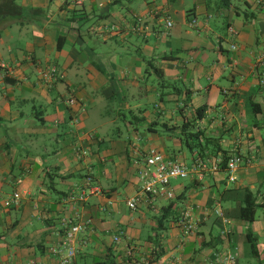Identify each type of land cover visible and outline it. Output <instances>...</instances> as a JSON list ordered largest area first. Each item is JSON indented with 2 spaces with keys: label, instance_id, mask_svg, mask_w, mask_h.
Returning a JSON list of instances; mask_svg holds the SVG:
<instances>
[{
  "label": "crops",
  "instance_id": "crops-1",
  "mask_svg": "<svg viewBox=\"0 0 264 264\" xmlns=\"http://www.w3.org/2000/svg\"><path fill=\"white\" fill-rule=\"evenodd\" d=\"M154 66L167 92L142 87L159 78ZM53 68L64 78L51 85ZM263 70L260 0H0V264H60L70 222L85 226L73 264H264ZM122 88L143 130L106 143L85 122L95 93ZM188 121L209 139L194 150L181 140ZM151 148L191 170L197 150L244 163L234 182L225 168L192 171L172 181L173 200L143 196L132 210ZM247 191L262 210L252 223L241 219ZM82 192L85 202L68 200Z\"/></svg>",
  "mask_w": 264,
  "mask_h": 264
},
{
  "label": "built area",
  "instance_id": "built-area-1",
  "mask_svg": "<svg viewBox=\"0 0 264 264\" xmlns=\"http://www.w3.org/2000/svg\"><path fill=\"white\" fill-rule=\"evenodd\" d=\"M260 4L264 6V0H260ZM168 27L172 26V22H168ZM260 85L264 87V70L261 72ZM43 78L47 81H53L56 78H64V75L57 72L55 68L43 74ZM77 100L71 98L68 100L70 106H73ZM244 163V156L239 153H232L227 160L226 172L230 182L236 180V174ZM221 161L208 162L198 159L194 168L191 170L185 164L177 160L167 159L161 152L155 148L149 149L145 159V166L140 170L141 186L136 196L128 200V206L132 210H137L138 205L143 196L165 197L169 200L175 198L171 183L174 180L187 179L192 171L205 173L207 171L217 174L221 171ZM19 196L16 195V198ZM70 202H85L87 194L85 192L75 196L69 195ZM221 216V213L218 212ZM69 222L66 221L65 224ZM181 226L185 235H194L198 232L199 225L195 222L190 212H184L181 217ZM85 230V226L81 224L69 223L65 238L59 248L55 251L58 255L60 264H73L77 256V235ZM118 240V238H116ZM223 264H238L237 256L227 255L223 259Z\"/></svg>",
  "mask_w": 264,
  "mask_h": 264
},
{
  "label": "rangeland",
  "instance_id": "rangeland-1",
  "mask_svg": "<svg viewBox=\"0 0 264 264\" xmlns=\"http://www.w3.org/2000/svg\"><path fill=\"white\" fill-rule=\"evenodd\" d=\"M228 48V45L226 44ZM45 68V67H44ZM46 71V70H43ZM47 73V72H46ZM45 81V80H44ZM51 85L55 82L47 81ZM155 83V88L159 93L167 92L168 90L165 89V84L162 82L160 78L156 75H152L151 80L147 81V83H143L142 87H146L147 85H152ZM111 87V86H110ZM122 97L114 98L112 100L105 99L103 96H98L101 94V91L98 95L94 94L96 97V102L93 106H91L89 110L90 119L85 122V129L87 131H96L100 137H102L106 143H110L111 140H125L129 137L130 133V126L138 127L140 130L142 128L137 125L135 120L133 119V114H131L130 109H134L135 101L132 98L125 97L126 94L128 95V90L122 88ZM126 91V92H125ZM29 97V95H28ZM150 98H146V102L149 101ZM160 102L159 98L154 99V104H147L149 110H158L155 108L156 103ZM167 104L165 103L164 106ZM25 107L28 106V103H25ZM132 123V125H131ZM162 127L159 130L162 131ZM188 154V152H187ZM189 163V159L188 162ZM257 217L262 215V210L258 209L256 211ZM254 259V258H253ZM241 264H245V256L241 261Z\"/></svg>",
  "mask_w": 264,
  "mask_h": 264
},
{
  "label": "trees",
  "instance_id": "trees-1",
  "mask_svg": "<svg viewBox=\"0 0 264 264\" xmlns=\"http://www.w3.org/2000/svg\"><path fill=\"white\" fill-rule=\"evenodd\" d=\"M156 72L159 75V78L162 80L164 83V76L162 74V71L160 68L155 67ZM206 111V108H201L197 110V119H201ZM192 126V122H185L181 126L182 130V135L181 140L185 143V145L190 148V149H196L198 148L199 145L203 144L202 140L205 139V142H208V138H203L205 137L202 131H194L193 129H189ZM150 129V128H149ZM151 130V129H150ZM197 154L200 155L201 157L199 159L204 160L208 162L209 164L212 163L210 158L203 157L204 154L200 152V150H197ZM240 154V153H239ZM226 154H224L225 157ZM227 160L228 158H223L222 159V164H221V170L224 168L226 169L227 167ZM197 161V160H196ZM217 161V160H215ZM213 161V163L215 162ZM259 205L257 204L256 197L254 194L250 191H247L246 196H245V201L244 205L241 209V219L244 221H247L249 223H252L255 220V215H256V209ZM249 243L251 245L252 253L256 257L258 256V249H257V238L252 235L251 232L247 234ZM112 264H115L114 262Z\"/></svg>",
  "mask_w": 264,
  "mask_h": 264
}]
</instances>
